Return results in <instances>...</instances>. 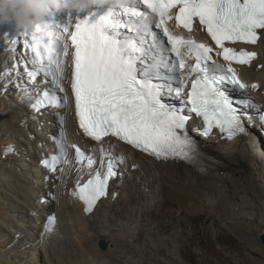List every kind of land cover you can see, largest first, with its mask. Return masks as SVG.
<instances>
[{"label":"snow or ice","instance_id":"snow-or-ice-1","mask_svg":"<svg viewBox=\"0 0 264 264\" xmlns=\"http://www.w3.org/2000/svg\"><path fill=\"white\" fill-rule=\"evenodd\" d=\"M197 20L215 48L176 33L177 29L190 33ZM73 22L74 31H70ZM261 31L264 0H95L84 14L70 15L60 24L48 22L43 27L24 29L17 35L24 37V48L33 54V68L26 69L27 76L35 81L42 74L44 84L50 78L60 93L64 91V57L69 55L67 41H71V91L85 135L96 141L111 135L157 158L196 162L200 154L185 130L189 117L182 107L166 103L165 97L180 99L202 116L204 135L213 127L230 139L245 133L240 110L233 106L223 86L244 89L246 85L238 78L233 62L248 65L256 54L228 47L226 42L255 45ZM3 38L14 51L18 40L7 33ZM213 53L227 66L218 63ZM193 58L195 63L188 65L186 61ZM186 68L188 78L192 74L195 78L185 99L186 79L181 73ZM67 100L66 95L45 90L31 107L36 111L48 106L63 108ZM240 103L253 106L250 100ZM259 115L264 121V113ZM57 117L62 124L63 118ZM54 139L59 154L41 162L52 172L67 155L62 128ZM72 147L77 162L86 161L91 170L96 164L94 158ZM115 167L109 159L106 171H102L101 160L95 174L82 186L77 184L74 194L84 202L86 211L91 212L97 200L106 195L109 178L116 175ZM54 219L48 217L49 230Z\"/></svg>","mask_w":264,"mask_h":264},{"label":"bare ground","instance_id":"bare-ground-1","mask_svg":"<svg viewBox=\"0 0 264 264\" xmlns=\"http://www.w3.org/2000/svg\"><path fill=\"white\" fill-rule=\"evenodd\" d=\"M251 46V44H246V47L258 50L256 47ZM25 61L26 55L21 52L20 48L15 47L13 51L8 40L0 36V111L2 113H7L8 111L13 113L12 109L8 108V102H12L15 98H20V102L27 104L25 107L20 103L21 109L23 110V119L12 117V121L16 124L22 123L27 125L31 128L33 134L41 139L42 142L40 146H37L35 141H31L28 144L29 149H27L28 152L33 153L35 150L32 151V149L34 147L37 149L36 151H38L37 153L39 155L35 152L37 158H34L31 163L33 164L34 162V165H39L41 156L44 155L46 148L49 147L47 146L49 142L46 136L49 132L58 128L59 125L54 117V113L49 114V111H44L43 113L39 112L33 114L30 110L28 104L33 97V91L36 92L38 89L29 83V78L21 67ZM261 61L262 60H258L253 63L250 68L244 67L245 69H243L250 74V72H253V70L260 66L262 63ZM5 72L8 73L7 76H4ZM245 78L249 83H254L257 80L254 76ZM260 85L263 86L262 90L264 91V81L263 85L261 82ZM7 90H9V92ZM261 95L259 100L254 97L257 101L256 106L242 111L240 109L242 121L247 123V128L250 133L249 137L253 144V146L251 144L253 148H249L253 150V152L255 150V157L257 160L258 158L262 160L261 164H257L254 162L255 160H249L246 155H242L243 149L241 150L239 147L244 146L245 137L238 136L235 142H228L227 140L221 142L220 138L217 137L216 140L221 143L219 147L222 148L218 149L216 146L214 147L203 140L201 135L194 132V130H196L195 124H191L192 126H190V128L193 134L185 130L188 136L193 140L201 157L198 161L194 162L195 165H191L187 160L182 158L176 157L173 161H171L172 157L167 159L157 158L150 153L136 149L132 145L117 141V139L113 137L106 140L104 139L101 142H95L84 134L73 111L70 108L64 111L68 113L69 116L66 126L71 143H78L79 140L83 141L88 145V148H86L83 143L81 144L82 146L88 151L95 152L102 147L110 148V145L113 144L112 141H114L116 142L115 146L117 149L129 159L124 166V168H127L126 177L131 175L135 169H137V173L141 174L140 172H143L145 176L144 179H139V182L136 181L138 187H133L130 182H127L126 177L122 181L121 179L120 181H113L107 195L97 201V204L91 212L85 210L86 207L84 203L78 195L74 194L77 192L78 183L76 180L79 178V175H76V178L74 177L75 180L72 183L66 179V183L59 185L62 188V186L67 184V187L70 188L67 192V206L69 208L67 212L73 219H76V215L74 216L76 212L83 216L89 213L91 215L98 214L105 218H110L112 212H114L116 218H118V216L125 217L123 222H117V224H132L138 227L146 225V227L144 226V228L142 227V229H140L141 232L139 235H134L133 233V235H116L117 232H115L114 229L118 228V226L115 227L112 220L111 223L103 224L102 229H96L97 232L102 235H109L107 239L111 241L115 240L113 253L109 255L103 254L102 260L106 257V263L99 264H214L210 259L207 261L203 255H200V258H196L192 250L193 246L196 244V232L191 226L190 221L194 219L196 215L203 216L204 214H208V222L210 221L217 225L219 230L222 231L225 229V231L227 230L241 237L243 239L242 243L248 244V247H246L247 250L253 247L254 250L264 256V253L259 252L255 244L250 241V237L252 235L254 236L256 221L260 218H264V190H262V186H260L258 182V177H260L261 173H264V150H259V148L264 146V127L261 123H258L255 128H252L250 124L255 120L252 112L261 108L262 103L264 104V98L262 99ZM236 104H239V101H236L234 105ZM193 119L194 117L190 118V120ZM30 120L36 121V125L39 124V126L42 127L40 131ZM3 139L6 147V142L10 139L6 137H3ZM213 142L215 144L217 143L215 140L211 141V143ZM7 147L12 149V142H9ZM146 154L152 159V163L159 170L160 176L156 175L154 169L147 163L145 158L147 157ZM193 155L195 156L196 153H193ZM0 158L8 159L9 156L3 155V157ZM243 161L250 162L253 167L251 174H245L241 169L240 164ZM129 165L131 168H129ZM133 168L134 170H132ZM36 172L38 173V170H36ZM36 172L35 177H37L36 179L40 183V188L37 191L39 194L38 200H40L41 196L47 194V192H45V194L43 193L46 184ZM66 173V177H68L70 174L72 175L73 171L68 169ZM137 173L135 177L138 175ZM9 175L12 181L19 182L17 185L23 190L25 188L24 182H31L26 180L22 175L19 176V174L14 172H9ZM149 177L151 179L150 183L145 181L148 180ZM160 181H162V183L159 184L162 191L161 193L158 191L159 194H155L151 197L153 202H151V200L149 201V199L148 201H142L141 199L137 201L141 207L135 204L137 207V209H135V197H147L146 194V196L142 195L143 190L140 188L146 187L152 193L154 190L152 185H154V183L158 184ZM1 184H3V182L0 179V185ZM228 184L233 185L235 189H230ZM120 186L127 192L128 198L126 204L128 206L131 204L130 207L128 209L124 207L116 208L113 211L103 208L106 202H112L114 193L120 190ZM168 187L179 192L180 196L176 199L168 197V195L171 194L167 193V190H169ZM118 192L120 196V191ZM61 196L59 194V198ZM119 196L117 200L118 203H121L120 200L122 197L119 198ZM162 197L163 199H160ZM58 201L62 203V200ZM51 204V202H48V207L41 205L40 202L35 204L34 207L43 210L42 213L35 212L37 210H33L32 208L28 209V212L23 208L12 209V211L14 210L13 212L17 213H10L0 207V226L3 228V231L0 232V264H55L50 258V255L47 254L49 251L47 245L49 243L48 237L50 233L45 232L43 229L45 217L49 213H56L52 212V210L50 211ZM26 214L29 215L28 219H25ZM146 215L153 219H147ZM83 216H81V220H83ZM94 226L99 227L100 224L97 223L93 225V228ZM177 227L180 231H175ZM107 228L110 229L107 230ZM76 230L84 231L82 224L79 223V225L76 226ZM56 232H58V228L53 232V235ZM86 238L88 237L86 235L84 236L83 233L82 239L76 240V244L70 241L69 245L72 246L73 250L77 249L78 251L82 248L80 243L85 241ZM93 244L95 245V243ZM128 244H130V247H132L131 251H133L138 258L136 261L126 260L123 255L124 252L122 250ZM78 246H80V248ZM87 252H89L88 255L92 254L90 251ZM245 254L251 259L249 253ZM186 260H189L190 263L186 262ZM259 260L258 257L251 259V261L256 264L261 262ZM78 264H88V262L79 258ZM91 264L96 263L92 262Z\"/></svg>","mask_w":264,"mask_h":264},{"label":"rangeland","instance_id":"rangeland-1","mask_svg":"<svg viewBox=\"0 0 264 264\" xmlns=\"http://www.w3.org/2000/svg\"><path fill=\"white\" fill-rule=\"evenodd\" d=\"M256 48L260 52V59L259 60H262L261 61L262 63L260 64V66H258V68L253 70V72H250V74H249V72H246L244 70L245 68L244 69L242 68L241 72L245 77H248V78H251L252 76H254L257 79L256 81L261 82L263 85V81H264V33L262 34V39L257 44ZM7 91L9 92V90H7ZM10 92L12 93L11 90H10ZM263 94H264V92L261 90L260 92H258L256 94V98L259 100L260 95H261V97L263 99L264 98ZM14 100H16V101H14ZM14 100L12 102L11 101L8 102L9 103L8 108L12 109L14 114L10 113L9 111L7 113H2L0 111V157H3V155L9 156L8 159H5V158L1 159L0 158V179L3 182V184L0 185V207H1V209H5L6 211H8L10 213H17V212H13L14 210L12 211V209H17V208H23L26 210V212H28V209L32 208L33 210H37L35 212L42 213L43 210H40V209L34 207L35 204L39 203V200H38L39 194L37 191L40 188V186H39L40 183L37 181V179H36L37 177H35V172H36V170H38V165H34V162H33V164L31 163V161L34 160V158L35 159L37 158L36 154L37 155H39V154L37 153L38 151H36L37 149L35 147L32 149V151L35 150L34 153L28 152V150H27V149H29L28 144L31 141L32 142L35 141V144L37 146L38 145L40 146V143L42 141H41V139H39L38 136H35L33 134V131L27 125L22 124V123L16 124L15 122L12 121L13 120L12 117H17V118L23 119V117H22L23 116V110L21 109L22 107L20 106V103H22V102H20L21 99L15 98ZM6 104H5V106H6ZM22 104L25 107L27 105L26 103H22ZM262 108H264L263 103H262ZM252 113H253V117H255V120H254V122H251L250 124H251L252 128H255V126H257L258 123H260V121H259L258 115L256 114V111H253ZM66 116L68 119V117H69L68 113H66ZM31 122H32V124H35V125L37 124L36 121L35 122L31 121ZM191 124L193 125L194 122H191ZM191 124H189L186 127V129L188 130V132L192 133V129L190 128V126H192ZM243 124H244V127L246 129V133L240 134L241 137H245L244 146L239 147L241 150L243 149L242 155H244V156L246 155V156H248L249 160H255L254 162H256L257 164H261L262 160L259 158L257 160V158L255 157V154H256L255 150L253 152V150L250 149V148H253L252 147L253 144L251 143L252 141H251V138L249 137L250 133H249L248 128H247V123L243 122ZM251 126H250V128H251ZM36 127H38L37 129L39 131H40V128H42L41 126H39V124L36 125ZM11 128H12V130H11ZM194 132L197 133V131H195V130H194ZM68 134H69V132H68ZM45 136H46V134H45ZM3 137L10 139L8 142H6L7 143L6 147H7L9 142H12L13 148L10 151L8 150L9 147H7V148L5 147ZM114 139H116V138H114ZM212 140H215L217 143L216 144L214 142L211 143ZM223 140L224 139H222L221 142ZM117 141H119V140L117 139ZM205 141L214 147L216 146V148H218V149H222L221 147H219V145H221V143L218 142L215 137L210 138L209 140H205ZM78 143H80V144L83 143V145L86 146V148H88V145L85 144L83 141L79 140ZM112 143H110V144H112V145H110V148L112 150L116 151L117 153L121 154L124 157L125 162L127 163V161H129V159H127L125 157V154H122V152H120V150L117 149V147L115 146L116 142L112 141ZM251 144H252V146H251ZM47 146H49V145H47ZM256 150L257 151H259V150L263 151L264 146L262 148H259V150L258 149H256ZM3 152H4V154H3ZM35 152H36V154H35ZM146 156H147V154H146ZM145 158L147 160V163L150 164V166L154 169L155 174L160 176V172L153 165L152 159L149 158L148 156ZM171 161H173V160H171ZM240 167L244 171L245 174H251V172L253 171V167L251 166L249 161L248 162L243 161L240 164ZM129 168H131L130 165H129ZM132 170H134V168ZM9 172H14L16 174H19V176L22 175L26 180L31 181V182L25 181L24 182L25 188L23 190V189H21V187H19L17 185V184H19V182H15V181H12L10 179ZM137 172H138L137 169H135V171H133V173H131V175L126 177L127 168H124V176L117 179L116 181H120V179L122 181L126 177L127 182H130L133 187H136V186L138 187L137 182L140 181L139 179H144L145 176H144L143 172H140L141 174H139ZM136 173L138 175H136V177H135ZM258 178H259L258 182L260 183V186H262V190H264L263 189L264 173H261L260 177H258ZM66 179H68V181L70 183H72L75 180V178L72 177V175L70 174L68 177L65 178V180H59L58 184L66 183ZM145 181L150 183L151 182L150 177L148 178V180H145ZM161 183H162V181H160L158 184L154 183V185H152V187L155 190V191L153 190L152 193L146 187H143L144 189L140 188L144 191L143 192L141 190L142 195H144V196L147 195V197H144V198L140 197L139 198V196L138 197L136 196L135 197L136 199H134V208L137 209L136 205H138V206L140 205L139 202H137V201H140L141 199H142V201H148V199H149V201L151 200V202H153L151 197L154 196L155 194L161 193V191H162L160 189V186H159V184H161ZM228 186L230 189H235V187L231 184H228ZM60 188L61 187L58 185V187L55 189L57 196H56V199H54V201H52V204L50 205V211L52 210V212H56L58 217H59V220H58V223L56 226V229L58 228V232H56L54 235L53 234L49 235V237H48L49 243L47 245V249L49 250V251L47 250L48 251L47 254L50 255V258L52 259L53 263H55V264H78L79 258H82L83 260L87 261L88 264H91L92 262H94L96 264L106 263L107 258L105 257L104 260H102V258H103L102 255L103 254L109 255V254L113 253V249L115 247V240L111 241V240L107 239L109 237V235H106V236L102 235V234L98 233L96 229H102L103 224L105 225L106 223H111V220H112V223L115 227L118 226V228L114 229L115 232H117L116 235H120V234L121 235H124V234L125 235L126 234H128V235L129 234L139 235L141 232L140 229H142V227L144 228V226L146 227V225H143V226L141 225V227H138V226H135L132 224H125L126 226L122 225V224H117V222H119V223L123 222L125 220V217L124 216H118V218H116L114 212H112V215H111L112 219H111V217L105 218V217L100 216L98 214H95L96 215L95 216V215H93V214L91 215L89 213L84 214L86 216L85 217V216L79 214L78 212H76V214H74V216L76 215V219H73L69 215V213L67 212L69 209L67 206V204H68L67 192L69 191L70 188L67 187V184L62 186L61 189ZM118 191H120V196H119ZM158 191H159V193H158ZM167 193H171L170 195H168V197L173 198V199H176L177 197L180 196L179 192H176V191L172 190L171 188H169V190H167ZM59 194H60V196L62 195L60 198H59ZM149 195H150V197H149ZM118 196H119V198L122 197L121 198L122 201L120 200L121 203H118V200H117ZM127 198L128 197H127L126 190L121 188V186H120V190H117V195L113 197L112 202H110V203L106 202V204L104 205L103 208L111 210V211H113L116 208H121V207L128 209L131 204L129 206L126 204ZM160 199H163V197ZM58 200H62V203L59 202ZM140 207H141V205H140ZM110 214H111V212H110ZM25 216H26L25 219H28L29 215L26 214ZM81 216L84 217L83 220H81L82 219ZM201 216L202 215H196L195 218L190 221L191 226L195 229V232H196V244L192 248L194 256L196 258H200V255H203L207 261H208V259H210L214 264H256L255 262H252L251 259H255L258 257L260 259L259 261H261L258 264H264V260H263L264 256L262 254L258 253L256 250H254L253 247H250L251 249L247 250L246 247H248V244L242 243L243 239L241 237H239L238 235L233 234L231 232H228L227 230L225 231V229L222 231L219 230L217 225L213 224L210 221H209L210 223L208 222V214H204L202 217ZM123 217H124V219H123ZM146 218L149 220L153 219L152 217H149L147 215H146ZM79 223L82 224L84 231L83 230L82 231L76 230V226L79 225ZM97 223L100 224V226L99 227L94 226V228H93V225H96ZM2 229L3 228L0 226V232L3 231ZM56 229H55V231H56ZM109 229L110 228H107V230H109ZM127 229H128V231H127ZM59 230H60V232H59ZM126 231H127V233H126ZM175 231H180V230H178V227H177L175 229ZM83 233H84V236L86 235L88 238H86L85 241H82L80 243L82 246L81 249H79L78 251H77V249L73 250L72 246L69 245V242L71 241V242H74L76 244L77 243L76 240L83 238ZM263 233H264V218H260L256 221L254 236L252 235L250 237V241L253 244H255L258 251L262 252V253H264V244L261 241V235ZM102 239L107 241L109 244L108 248L106 250H102V248L100 247V241ZM93 243H95V245ZM78 247L80 248V246H78ZM94 249H96V250H94ZM131 249H132V247H130V244H128L122 250L124 252L123 255L125 256L126 260L136 261L138 258L134 254V252L131 251ZM87 251H90V253L92 252V254L88 255L89 252H87ZM95 252H97V253H95ZM102 252H104V253H102ZM245 253H249V257L251 256V259H249ZM186 262L190 263L189 260H186Z\"/></svg>","mask_w":264,"mask_h":264},{"label":"clouds","instance_id":"clouds-1","mask_svg":"<svg viewBox=\"0 0 264 264\" xmlns=\"http://www.w3.org/2000/svg\"><path fill=\"white\" fill-rule=\"evenodd\" d=\"M94 2L95 0H0V24L15 23L17 27L32 30L37 25L43 27L48 23L55 11L84 14Z\"/></svg>","mask_w":264,"mask_h":264},{"label":"water","instance_id":"water-1","mask_svg":"<svg viewBox=\"0 0 264 264\" xmlns=\"http://www.w3.org/2000/svg\"><path fill=\"white\" fill-rule=\"evenodd\" d=\"M261 241L263 242V244H264V233L261 235ZM108 242L107 241H105V240H101L100 241V247L102 248V250H106L107 248H108Z\"/></svg>","mask_w":264,"mask_h":264}]
</instances>
